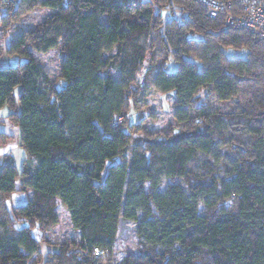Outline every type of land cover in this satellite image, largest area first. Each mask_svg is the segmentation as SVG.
<instances>
[{
  "label": "trees",
  "instance_id": "1",
  "mask_svg": "<svg viewBox=\"0 0 264 264\" xmlns=\"http://www.w3.org/2000/svg\"><path fill=\"white\" fill-rule=\"evenodd\" d=\"M217 1L241 14L246 0ZM0 7L5 28L36 8L56 10L7 47L18 63L0 65V109L9 105L36 163L33 171L13 160L0 169V264H109L121 219L137 223L141 248L118 264H264V45L250 30L226 25L225 15L210 18L198 0H0ZM164 12L179 17L165 22ZM59 47L62 87L32 54ZM227 48L247 56L228 58ZM170 59L178 63L173 74ZM148 60L152 84L175 92L176 124L147 131L120 161L133 139L123 114ZM205 90L237 98L242 109L210 111L199 95ZM219 143L229 164L212 159ZM164 179L184 186L158 191ZM27 190L26 203L7 207ZM58 203L79 237L44 258L32 232L59 223Z\"/></svg>",
  "mask_w": 264,
  "mask_h": 264
},
{
  "label": "rangeland",
  "instance_id": "2",
  "mask_svg": "<svg viewBox=\"0 0 264 264\" xmlns=\"http://www.w3.org/2000/svg\"><path fill=\"white\" fill-rule=\"evenodd\" d=\"M13 1L16 2L17 0ZM3 10V7H0V12L3 13ZM55 12L56 10L50 8H36L21 16L18 20L7 26L8 28H5L4 24L0 22V65L7 66L18 63L20 61L19 58L7 54V47L15 41L18 33L35 27L45 20L47 16ZM2 13H0V19ZM163 16L165 22L173 17H179L177 13L170 14L168 12H164ZM152 38H155L154 33H152ZM114 51L115 49L113 52ZM224 52L228 58L244 59L247 56V51L245 49L227 48ZM32 54L44 67L49 78L57 81L59 87H62L64 83L59 78V64L62 56L60 47L47 53L32 52ZM161 54L162 51H159L156 55V59H158L157 56ZM186 58L194 60L191 56H187ZM150 66L151 62L148 60L144 64L143 69L137 74V81L130 91V104H128V108L123 115L126 117L124 124L125 130L131 132L133 139L131 146L127 149L124 156L119 159L120 161H128L130 159L133 146L145 142V139H147V131H165L176 124V120L173 116V112L176 108L174 101L175 92L162 93L152 84L150 76L147 74V69H149ZM177 69L178 63L170 59L169 62H167L166 70L173 74ZM109 74L114 79L120 78L116 70H111ZM19 91L20 89H18V92ZM199 95L201 101L207 104L210 111L239 112L242 109L241 101L237 98L221 101L215 94L209 93L208 90L200 92ZM198 106H200V104ZM19 110L20 107L18 106L17 111L19 112ZM10 112L11 109L9 105H5L0 109V135L5 133L10 136L7 142L4 143L2 140L3 143H0V169L8 161L13 160L19 169L27 166L30 171H33L36 165L35 160L30 159L22 148L20 143V128L9 120ZM1 139L0 137V140ZM225 150V145L220 143L215 147V152L212 155V159L215 163L221 164L224 161L228 164L230 163L229 160L224 159ZM22 178L23 177H19V183ZM172 183H179L184 186L181 179H164L158 191H164ZM146 187H149V183L146 184ZM31 193V190L15 193L12 199L7 201V207L11 208L17 205H23L31 197ZM57 212L59 215V223L50 231L44 233L32 232L33 236L39 241V249L44 258L47 257L48 252L55 251L57 246L69 242L70 240H76L79 237V233L72 227L67 209L58 203ZM136 225L137 223L133 221L125 219L120 220L118 224L117 240L114 245V253L109 264H118L128 253L137 254L140 252L141 239L137 235Z\"/></svg>",
  "mask_w": 264,
  "mask_h": 264
},
{
  "label": "built area",
  "instance_id": "3",
  "mask_svg": "<svg viewBox=\"0 0 264 264\" xmlns=\"http://www.w3.org/2000/svg\"><path fill=\"white\" fill-rule=\"evenodd\" d=\"M212 18L226 16V25L237 24L247 28L254 35L255 39L264 45V0H246L243 13L234 14L229 12L232 7L230 2L217 0H198ZM121 120V118H120ZM99 254V250H94Z\"/></svg>",
  "mask_w": 264,
  "mask_h": 264
},
{
  "label": "crops",
  "instance_id": "4",
  "mask_svg": "<svg viewBox=\"0 0 264 264\" xmlns=\"http://www.w3.org/2000/svg\"><path fill=\"white\" fill-rule=\"evenodd\" d=\"M22 166V165H21Z\"/></svg>",
  "mask_w": 264,
  "mask_h": 264
}]
</instances>
